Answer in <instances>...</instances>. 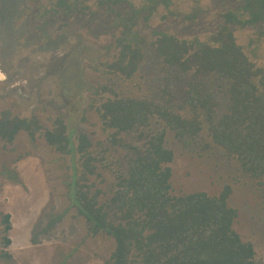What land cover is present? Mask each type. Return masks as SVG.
Masks as SVG:
<instances>
[{
	"label": "trees",
	"instance_id": "1",
	"mask_svg": "<svg viewBox=\"0 0 264 264\" xmlns=\"http://www.w3.org/2000/svg\"><path fill=\"white\" fill-rule=\"evenodd\" d=\"M91 1L38 3L36 30L49 41L45 30L51 18L86 14ZM178 1L143 0L136 5L134 0H95L113 16L107 25L113 35L104 48L107 60L93 67L107 82L100 88L84 86L75 94L79 104L73 117L49 116L50 128L35 116L2 111L0 140L13 143L24 131L33 142L43 138L61 155L67 163L71 207L86 220L91 238L113 242L105 264H255L253 243L243 240L234 226L238 210L228 204L230 186L214 196H172L168 165L174 153L166 147L167 130L147 136L145 149L124 138L149 127L153 118L163 121L179 140L199 136L206 122L214 144L236 157L249 177L264 179V0H221L224 8L212 30L192 38L154 22L160 16L191 24L210 11L201 0L180 11ZM149 59L161 79L156 98L144 92ZM89 88L92 97L80 120L88 122V110L97 114L106 139L96 143L73 126ZM225 98L226 110L220 115ZM112 147L129 153L122 160ZM104 173L115 179L105 201L99 188L106 183ZM0 216L7 234L11 217ZM9 245L7 235L5 247ZM2 256L12 258L6 251Z\"/></svg>",
	"mask_w": 264,
	"mask_h": 264
},
{
	"label": "rangeland",
	"instance_id": "2",
	"mask_svg": "<svg viewBox=\"0 0 264 264\" xmlns=\"http://www.w3.org/2000/svg\"><path fill=\"white\" fill-rule=\"evenodd\" d=\"M45 1L0 0V116L2 111L12 109L15 115L35 116L50 128L49 116L73 117L79 104L75 94L84 86L100 88L107 82L93 67L107 60L104 48L113 42L107 25L113 16L92 0L86 14L69 19L51 18L45 30L49 36L46 41L43 33L36 30L34 21L37 4L43 6ZM142 1L134 0V3L140 5ZM201 2L210 11L195 23L175 18L164 21L160 16H155L154 22L172 28L182 38L206 35L224 6L221 0ZM193 3L194 0H179L177 5L183 11L190 10ZM143 32L148 34L147 30ZM160 84L156 64L149 59L144 92L156 98ZM91 97L90 88L83 92V101L78 97L82 104L73 126L96 143L106 139L97 114L88 110V122L80 120ZM227 102L225 98L220 115L225 113ZM164 129L167 130L166 147L174 153V160L168 165L172 168L171 195L206 192L214 196L230 186L232 194L228 204L238 210L235 229L243 240L253 243L255 264H264V179L249 177L236 157L228 156L214 144L206 122L199 136L179 140L163 121L153 118L149 127L124 138L131 146L145 149L147 136ZM112 150L122 160L129 153L118 147ZM66 174L67 163L43 138L33 142L22 131L13 143L0 140V213L9 214L12 224L6 234L0 216V264L105 263L113 250V242L89 236L86 220L68 200ZM104 175L106 183L99 184V188L106 194L105 201L112 195L115 179ZM7 235L11 245L5 247ZM5 251L11 259L2 256Z\"/></svg>",
	"mask_w": 264,
	"mask_h": 264
},
{
	"label": "crops",
	"instance_id": "3",
	"mask_svg": "<svg viewBox=\"0 0 264 264\" xmlns=\"http://www.w3.org/2000/svg\"><path fill=\"white\" fill-rule=\"evenodd\" d=\"M105 264V263H104Z\"/></svg>",
	"mask_w": 264,
	"mask_h": 264
}]
</instances>
